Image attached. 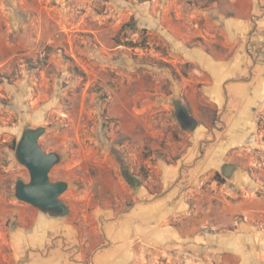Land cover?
I'll return each instance as SVG.
<instances>
[{
	"label": "rangeland",
	"instance_id": "rangeland-1",
	"mask_svg": "<svg viewBox=\"0 0 264 264\" xmlns=\"http://www.w3.org/2000/svg\"><path fill=\"white\" fill-rule=\"evenodd\" d=\"M179 104L195 126L177 120ZM39 126L43 149L62 156L50 178L69 183L65 217L17 211L16 182L30 174L16 144ZM193 147L188 171L209 151L221 165L192 171L166 235L142 238L131 216L162 192L154 170ZM201 177L212 187L188 198ZM122 184L128 197H105ZM46 255L264 264V0H0V264Z\"/></svg>",
	"mask_w": 264,
	"mask_h": 264
},
{
	"label": "crops",
	"instance_id": "crops-1",
	"mask_svg": "<svg viewBox=\"0 0 264 264\" xmlns=\"http://www.w3.org/2000/svg\"><path fill=\"white\" fill-rule=\"evenodd\" d=\"M213 11V7L209 8L206 13L207 19L213 18ZM187 58L191 59L193 57L187 56ZM193 60L199 63V54L196 55ZM213 152L214 151H209V154L207 155L206 159L200 158L199 165L191 167L190 171L185 169V166H191L189 163L194 159L198 158L199 154L196 147H193L192 152H189L187 154L185 153L176 162L173 161V163H168L163 160L159 162V165L157 166L158 170H154V173L159 179V184L161 186L162 192H160L159 195L157 192L151 194V197L157 195L154 200L149 196L148 199L151 201H148L147 203H138L135 206V217L133 215L131 216L133 217L131 219L136 220V231L142 236V238L148 237V239L150 238L151 241L157 242L162 238V234L166 235L165 232L160 231V229H163L164 227V225H160V223L164 222V219L165 221L168 220V218H170L175 212V202L180 197L181 186L186 182L191 183L194 180L192 176H190L191 172L196 171V169L199 167V173H202V171H213L218 169V167L221 165L222 161H220V158L218 159L213 157ZM130 193H132L130 188L126 184H122L121 188L118 186L116 188H112V186H110V188H107V192H105V197H113V195H121L128 197ZM185 204L186 202L182 200L180 206L183 207ZM17 211L25 215H38L37 208L28 203L20 205ZM46 231L47 230H43V235L47 233ZM126 232L128 233L127 230ZM131 232L132 230L130 229L129 234H131ZM30 245H35V247H45L46 242H43L42 245L38 243ZM28 262V264H63V261L58 260L55 255H46L41 258H34L32 260L30 259V261Z\"/></svg>",
	"mask_w": 264,
	"mask_h": 264
},
{
	"label": "water",
	"instance_id": "water-1",
	"mask_svg": "<svg viewBox=\"0 0 264 264\" xmlns=\"http://www.w3.org/2000/svg\"><path fill=\"white\" fill-rule=\"evenodd\" d=\"M177 120L182 126L190 127L194 124V117L184 107L178 109ZM16 158L24 165L30 174L28 181L18 179L15 185V196L20 201L38 208L48 217H65L69 207L61 195L69 188L65 180L53 181L50 178L52 168L61 161V154L56 151H46L39 142V138H30L22 132L16 144ZM235 164L227 163L223 173L230 178L235 170ZM131 184L139 181L137 176L125 175Z\"/></svg>",
	"mask_w": 264,
	"mask_h": 264
},
{
	"label": "built area",
	"instance_id": "built-area-1",
	"mask_svg": "<svg viewBox=\"0 0 264 264\" xmlns=\"http://www.w3.org/2000/svg\"><path fill=\"white\" fill-rule=\"evenodd\" d=\"M143 48H146L148 46H142ZM212 187L211 180L201 177L199 178L197 183H193L192 185L185 188V193L188 198H199V196H204L206 190Z\"/></svg>",
	"mask_w": 264,
	"mask_h": 264
},
{
	"label": "trees",
	"instance_id": "trees-1",
	"mask_svg": "<svg viewBox=\"0 0 264 264\" xmlns=\"http://www.w3.org/2000/svg\"><path fill=\"white\" fill-rule=\"evenodd\" d=\"M133 42H129V44H132ZM179 107H181V105H178ZM29 132L34 136V137H38L42 132H43V127L39 126L37 128H33L30 129ZM218 175L220 176V174L218 173Z\"/></svg>",
	"mask_w": 264,
	"mask_h": 264
},
{
	"label": "flooded vegetation",
	"instance_id": "flooded-vegetation-1",
	"mask_svg": "<svg viewBox=\"0 0 264 264\" xmlns=\"http://www.w3.org/2000/svg\"><path fill=\"white\" fill-rule=\"evenodd\" d=\"M194 121H195V120H194ZM195 125H196V124L194 123L192 126H195ZM24 132H25L26 135L29 136L30 138H35V137L29 132V130L26 129Z\"/></svg>",
	"mask_w": 264,
	"mask_h": 264
}]
</instances>
